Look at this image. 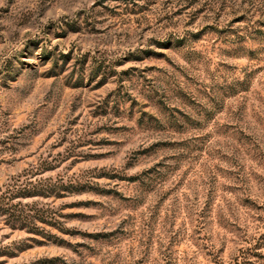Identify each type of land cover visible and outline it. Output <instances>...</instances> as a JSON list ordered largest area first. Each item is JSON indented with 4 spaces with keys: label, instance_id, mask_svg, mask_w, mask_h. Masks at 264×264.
<instances>
[{
    "label": "rangeland",
    "instance_id": "rangeland-1",
    "mask_svg": "<svg viewBox=\"0 0 264 264\" xmlns=\"http://www.w3.org/2000/svg\"><path fill=\"white\" fill-rule=\"evenodd\" d=\"M264 0H0V264H264Z\"/></svg>",
    "mask_w": 264,
    "mask_h": 264
},
{
    "label": "trees",
    "instance_id": "trees-1",
    "mask_svg": "<svg viewBox=\"0 0 264 264\" xmlns=\"http://www.w3.org/2000/svg\"><path fill=\"white\" fill-rule=\"evenodd\" d=\"M256 32H257L258 34H264V30H262V29H258V30H256Z\"/></svg>",
    "mask_w": 264,
    "mask_h": 264
}]
</instances>
